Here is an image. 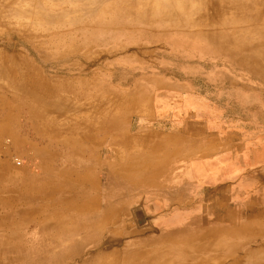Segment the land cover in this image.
Masks as SVG:
<instances>
[{
    "label": "rangeland",
    "instance_id": "obj_1",
    "mask_svg": "<svg viewBox=\"0 0 264 264\" xmlns=\"http://www.w3.org/2000/svg\"><path fill=\"white\" fill-rule=\"evenodd\" d=\"M211 19L201 0H0V264H264V238L214 228L221 181L205 232L176 199L188 164L264 158V74Z\"/></svg>",
    "mask_w": 264,
    "mask_h": 264
},
{
    "label": "crops",
    "instance_id": "obj_2",
    "mask_svg": "<svg viewBox=\"0 0 264 264\" xmlns=\"http://www.w3.org/2000/svg\"><path fill=\"white\" fill-rule=\"evenodd\" d=\"M201 164L187 165L185 187L182 186L181 194L176 196V199L180 197V201L186 202L185 222L202 225V232L210 229L211 213L215 215L210 206V188L214 186L212 180H219L221 215H216L218 217L216 222L221 226L214 228L233 232L245 230L251 232L252 238H264V158L257 159L251 156L246 161H240L224 157L221 159V174L211 176L209 163ZM247 181L249 186L244 183ZM199 192L201 199H197L196 193ZM168 206L167 199H162L158 209L164 210ZM64 210L65 205H60V202L52 206V212L57 211L58 215Z\"/></svg>",
    "mask_w": 264,
    "mask_h": 264
},
{
    "label": "bare ground",
    "instance_id": "obj_3",
    "mask_svg": "<svg viewBox=\"0 0 264 264\" xmlns=\"http://www.w3.org/2000/svg\"><path fill=\"white\" fill-rule=\"evenodd\" d=\"M201 1L206 2L211 7L212 14L218 17L217 20L211 19L210 22L221 27V46L224 45L225 48L226 45L233 46L231 50L224 47L222 49L235 57L238 56L239 62L252 71H262L264 74V33L257 29V21L264 22V0ZM244 183L249 186L248 181Z\"/></svg>",
    "mask_w": 264,
    "mask_h": 264
}]
</instances>
